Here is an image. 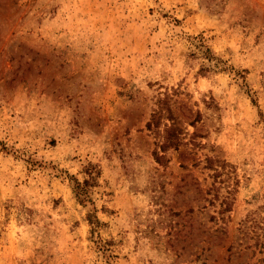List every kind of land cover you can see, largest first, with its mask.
I'll use <instances>...</instances> for the list:
<instances>
[{
    "label": "rangeland",
    "instance_id": "374dc122",
    "mask_svg": "<svg viewBox=\"0 0 264 264\" xmlns=\"http://www.w3.org/2000/svg\"><path fill=\"white\" fill-rule=\"evenodd\" d=\"M0 264H264V0H0Z\"/></svg>",
    "mask_w": 264,
    "mask_h": 264
},
{
    "label": "trees",
    "instance_id": "16d2710c",
    "mask_svg": "<svg viewBox=\"0 0 264 264\" xmlns=\"http://www.w3.org/2000/svg\"><path fill=\"white\" fill-rule=\"evenodd\" d=\"M86 183L87 180H84L83 182H80L78 180L75 181V192L79 201H83L86 198L87 195V189L85 187Z\"/></svg>",
    "mask_w": 264,
    "mask_h": 264
}]
</instances>
